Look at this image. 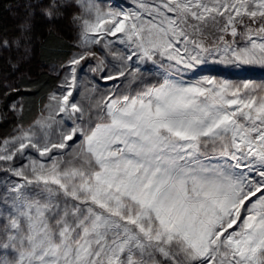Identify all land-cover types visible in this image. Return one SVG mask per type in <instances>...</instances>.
Masks as SVG:
<instances>
[{"label":"snow or ice","instance_id":"snow-or-ice-1","mask_svg":"<svg viewBox=\"0 0 264 264\" xmlns=\"http://www.w3.org/2000/svg\"><path fill=\"white\" fill-rule=\"evenodd\" d=\"M40 2L0 39V264H264V0ZM37 12L70 43L27 120Z\"/></svg>","mask_w":264,"mask_h":264},{"label":"trees","instance_id":"trees-1","mask_svg":"<svg viewBox=\"0 0 264 264\" xmlns=\"http://www.w3.org/2000/svg\"><path fill=\"white\" fill-rule=\"evenodd\" d=\"M19 1L0 0V39L7 38L11 40L18 35V24L14 23L11 11ZM34 24V35L36 37L34 40V54L30 64H26L25 67L36 81V91L34 94L25 97L23 101V114L27 120L37 117L45 105L49 90L55 85L56 76L45 69L57 65L58 60L63 58V54L69 50L68 45L70 43L69 31L65 28L64 23H57L60 35L50 34L47 31V25H44L41 20H35ZM9 54L15 58L20 53L14 48L11 53L5 50L0 56V68L3 67V57H7ZM6 131V128L0 127V135H4Z\"/></svg>","mask_w":264,"mask_h":264},{"label":"rangeland","instance_id":"rangeland-1","mask_svg":"<svg viewBox=\"0 0 264 264\" xmlns=\"http://www.w3.org/2000/svg\"><path fill=\"white\" fill-rule=\"evenodd\" d=\"M47 2H48V0H41L38 7L43 6L44 4H47ZM25 5H26V0H20L16 5H14V7L11 11L12 19H13L14 23H16L18 25L24 23L27 19V12H26ZM35 20L43 21L44 25L48 24V22L39 14V12H37ZM57 23H64L65 28L69 31V29L67 28V21L66 20L65 21H63V20L58 21ZM69 35H70V33H69ZM55 69H56V66H52V67L46 68L45 70H47L48 72H50L51 74L56 76ZM257 79H259V78H257ZM46 103H47V100L45 101V105H46ZM44 106L42 107V109L44 108ZM42 109H41V111H42ZM41 111L39 112L37 117H39Z\"/></svg>","mask_w":264,"mask_h":264}]
</instances>
